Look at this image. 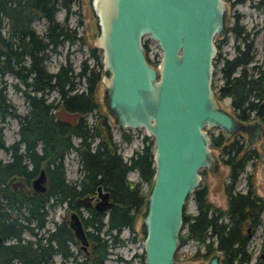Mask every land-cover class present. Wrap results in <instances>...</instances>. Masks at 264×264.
I'll list each match as a JSON object with an SVG mask.
<instances>
[{
	"label": "trees",
	"instance_id": "1",
	"mask_svg": "<svg viewBox=\"0 0 264 264\" xmlns=\"http://www.w3.org/2000/svg\"><path fill=\"white\" fill-rule=\"evenodd\" d=\"M73 1L75 0H58L64 9V20L69 13L74 12L70 8ZM253 6L264 10V0H255ZM53 10L54 8H49L43 11L47 18V28L43 34L39 35L31 30L29 36L32 41L26 39L21 45L22 51L29 56L27 65L8 67L26 87L22 95L27 103V110L21 115L15 112L13 104L0 88V149L7 151L9 158H33L36 168L42 165L48 177L47 186L52 188L54 197L62 196L63 190L69 195H84L94 192L97 185L108 191L113 205L106 212L83 206L82 221L89 246L84 258L79 262L104 264L109 248L122 241L118 237L120 229L126 227L130 233H134L136 216L145 202L146 192L143 191L142 183L150 185L151 182L153 140L144 135L147 142L139 149H133L131 155L124 159L117 151L115 142L111 141L109 133H106V138L103 139L96 124L94 122L89 124L82 117L92 111L104 117L95 93L102 72L99 50L89 46L92 62L87 61L86 57L81 58L77 70H74L72 62L66 57L56 70L48 71L44 63V58L47 57L45 49L54 51L64 41L83 42V37L76 33L75 27H68L64 22L60 23L53 19ZM225 32L233 36V53L226 56L220 50V43L225 36L215 38L217 50L212 60L214 94L218 99L230 96V106L237 119L257 117L262 124L264 136V104L259 105L264 94V61L253 62L255 52L250 42L243 40L244 26L239 22L238 14L235 13L232 22L224 26L223 33ZM31 42L34 43V48L30 47ZM143 46L146 52V44ZM146 57L150 63L156 61L147 55ZM215 77L220 80L219 83L215 81ZM13 87L19 88L18 83L14 82ZM49 90L56 92L50 99L45 95ZM59 105L67 110H77L81 116L74 124L61 122L53 115V110ZM8 115L18 120L17 138L5 144L2 139V121ZM120 134L121 141H130L129 131L122 130ZM95 136L97 140L93 143ZM210 146L219 148L221 162L228 167L229 182L223 187L226 205L222 208L208 202L204 187L197 184L186 197L182 207L179 244L188 240L195 243L192 258L201 257L206 260L215 250H220V264H264V240L261 241L255 260L249 263L251 253L247 249V238L244 234L246 226L255 229L260 225L264 197L255 192L250 173L246 174L245 191L233 189L234 182L256 152L254 150L241 152L242 142L236 137L225 142L219 130L216 133L210 132ZM71 149L76 154L79 174L76 178L68 180L65 177L63 158ZM9 167L12 166L0 167V182L4 180ZM128 170H135L139 179L135 181L127 178ZM202 171L203 168L199 173ZM189 198L194 203L195 213L185 212ZM22 217L25 218L26 225L20 223L13 227L12 222L3 221L0 223V233L19 235L23 228L29 229L26 227L28 223H34L39 227L44 219V213L40 206L32 209L27 204ZM56 233L57 231L53 230L50 235L55 237ZM70 233L59 231L64 238L69 237ZM131 239H134V236ZM200 246L203 250H200ZM38 249L22 244L17 250L20 254L29 255L30 250ZM133 256H138L139 264H144L143 251ZM178 256L179 254L175 252L174 259L176 260ZM25 261L38 262L36 258L32 260L27 258ZM19 263L23 264L20 258Z\"/></svg>",
	"mask_w": 264,
	"mask_h": 264
},
{
	"label": "water",
	"instance_id": "2",
	"mask_svg": "<svg viewBox=\"0 0 264 264\" xmlns=\"http://www.w3.org/2000/svg\"><path fill=\"white\" fill-rule=\"evenodd\" d=\"M88 5L95 26L92 44L100 50L105 111L116 128H141L153 139V172L139 224L144 264H176L185 199L197 185L200 169L218 168L211 129L226 139L238 130L246 132V146L259 135L258 121L237 119L219 105L212 87L225 0H88ZM143 35L160 50L155 65L146 57ZM221 102L228 104L230 96ZM53 115L74 124L81 113L59 105ZM101 119L95 124L105 139ZM43 181L41 168L31 185L43 190ZM95 192L93 207L106 212L113 201L100 185ZM90 198L79 199L88 204ZM69 226L84 248L85 228L74 211ZM219 258L220 250H215L200 264H220Z\"/></svg>",
	"mask_w": 264,
	"mask_h": 264
},
{
	"label": "rangeland",
	"instance_id": "3",
	"mask_svg": "<svg viewBox=\"0 0 264 264\" xmlns=\"http://www.w3.org/2000/svg\"><path fill=\"white\" fill-rule=\"evenodd\" d=\"M255 0H243L241 2H231V0H225V19L224 24L228 26L233 18L235 12H241V16L239 17V22L245 24V27L249 30L250 36L253 37V47L255 51L253 62L258 63L264 61V29L261 24L264 23V11L256 8L252 5V2ZM71 10L74 12L69 13L66 22L68 27H75L76 33L83 37V42H79L75 40L72 43L68 41H64L59 44L54 51H47V58L45 59V67L48 71H54L57 69L58 65L65 61V58L68 57L72 62L74 70L78 69L79 61L81 58L86 57L87 61L92 62V58L89 56V46H93V34L95 32L94 26V18L91 15V11L88 5V0H75L71 6ZM55 19L59 22L63 19V11L60 8L56 12ZM79 21V23H78ZM35 32L38 34H42L45 21L43 19H38L33 22L32 25ZM225 36V41L220 43L221 52L230 56L233 53V36L227 32L221 35H218L217 38H222ZM142 42L146 44L147 50L146 55L151 60H156L160 56V50L156 44V41L148 37L147 35H143ZM99 50V49H98ZM100 54V50L98 51ZM155 62L151 63L155 65ZM252 62V63H253ZM218 75V73L216 74ZM17 82L20 86L21 84L18 82L17 77L15 78L11 74L5 75V81L1 82L5 84L4 92L8 98V100L13 104L15 112L17 113H25L27 110V103L23 99L20 94V90L13 87V83ZM215 81L219 83V79L215 77ZM214 89V88H213ZM103 92V84L99 80L96 85V98L100 102V112L106 114L105 123L109 127V131L111 134V139L115 142L117 146V151L121 153L123 158H126L129 154H131L133 149H138L142 145L141 135L143 134V130L140 128H129L128 130L132 134V138L130 142L125 143L119 141V130L115 128L112 118L105 111L104 105L101 101ZM48 99L52 98V96L56 95L54 90H49L46 94ZM218 103L220 106L228 110L229 112H233L230 104H222L221 100L218 99ZM87 122L94 121L97 118L101 117L95 111L86 113L84 116ZM101 125H103V117H101ZM17 118L13 116H6L2 121V136L5 144L10 143L17 137L16 129H17ZM211 131L213 133L217 132V129L212 128ZM239 137L242 140H245L244 133H238ZM74 141L76 138H73ZM95 141L97 140V136H95ZM251 147L255 148L258 156L250 159L245 167L244 171L239 174V179L236 183L237 188H245V180L246 174H251V179L255 188V192L259 195L264 196V137L260 136V138L256 139ZM213 153L218 157V168L214 171H209L206 168L203 169L200 174L199 184L206 185V198L212 204L224 207L225 206V194L223 192V186L225 181L227 180V166L221 162L220 152L218 147H212ZM0 158H8V152L4 150H0ZM64 172L65 177L68 180L76 178L78 176V162L73 150H69L66 152L64 156ZM127 178L131 180H137L138 175L135 170H128L126 172ZM142 188L144 192H147L149 188L148 183H142ZM144 207V206H143ZM140 213L137 214L135 223H134V233H130V231L123 227L120 229L118 233V237L122 240L117 243V245L111 246L109 248V253L104 260V264H139V257L133 256V254L139 255L142 251V246L140 243ZM61 210L57 209L55 212L60 214ZM185 212L194 213L195 207L192 199H188ZM261 223L258 225L255 230L251 233L250 239L248 240L247 249L250 251L251 256L249 259V263H252L261 246V241L264 240V210L261 213ZM134 236V239L131 237ZM73 248V246H72ZM195 249V243L193 241H184L178 245L176 252L179 254L178 258L175 260L176 264H187V263H195L200 264L205 262L201 257L192 258V253ZM200 250H203V247L200 246ZM68 262V261H67ZM66 262V264H67ZM238 264V263H235ZM245 264V263H241Z\"/></svg>",
	"mask_w": 264,
	"mask_h": 264
},
{
	"label": "flooded vegetation",
	"instance_id": "4",
	"mask_svg": "<svg viewBox=\"0 0 264 264\" xmlns=\"http://www.w3.org/2000/svg\"><path fill=\"white\" fill-rule=\"evenodd\" d=\"M254 2H252V5L254 4ZM22 8H24V10H22ZM49 8H54L52 16H53V19L56 21H58L57 19H55L56 12L57 10L61 8L63 11V19L62 21H60V23L64 22L66 24V22L64 21V9L58 3V0H0V88H2L3 90L5 88V84L1 82L5 81V75L11 74L15 77L14 73L11 70H9L8 67L18 66L20 64L27 65V63L29 62V56L25 52L22 51L21 45L22 43H24L26 39H29L32 41V38L29 36V34L32 31L34 33H37L32 27L34 21L38 19H43L45 21V27H44L43 32L45 31V29L47 28V18L44 15L43 11ZM235 13L238 14V17H240L242 14L241 12H235ZM242 24L244 26V34L242 35L243 40L244 42L249 41L251 46H253V37L250 36V32L245 27V24L244 23ZM261 26L263 28L264 23H262ZM223 41H225V39ZM30 47L32 48L35 47L33 42L30 43ZM44 51L47 52L48 50L45 49ZM46 58L47 57L45 56L44 61ZM18 82L21 85L19 86V88H16V89L20 90V94L23 97L22 91H24L26 87L19 79H18ZM216 99L218 100L217 97ZM221 99L222 98H220V100ZM263 99H264V94L262 95V98L260 99L259 105L264 104ZM228 104H230V102ZM232 114L235 116L234 112H232ZM80 116H78V118ZM105 118H106V114H104V117H103V123H104L102 125L103 131L105 134L109 133V135L111 136L109 127L104 121ZM254 120L258 121V123L260 124L259 135L254 140H252L247 146L245 145L246 138H247L246 132L238 130L234 132L227 139L223 136L222 133L221 134L225 142L230 140L232 137L238 138L242 142L241 152H244L247 150H254L256 152L254 157H256L258 156V153L255 148L251 147V145L256 139L260 138V136H263L262 124L259 121V119L255 116H250L248 119L241 120V121L248 122V121H254ZM88 123L91 124L92 121ZM17 128H18V120H17ZM128 129L129 128H123L121 130L118 129L119 138H120L119 141H121L120 132L122 130L129 131ZM238 133L240 134L244 133L245 140L244 139L242 140V138L239 137ZM16 134H17V129H16ZM130 135L132 138L131 132H130ZM144 135L146 134L143 131V134L140 137L142 141V145L143 143L147 142V140L144 139ZM2 139H3V136H2ZM111 141L114 142L112 139ZM94 142L95 140L93 141V143ZM125 143H128V142H125ZM19 149H21V143H19ZM0 150H3V149H0ZM130 155L131 154H129L128 156ZM128 156L126 158H128ZM32 160L33 158H9V153H8V158H0V167L1 166L4 167L6 165L12 166V167H9L8 170H6L5 178L2 182H0V223L3 221L8 223V221H10L14 224L13 227H15L17 224H20V223L26 225V220L24 217H22V214L25 213L27 204L32 209H37L38 206H40L41 210L44 213V219L39 227H36L34 223H28L26 227H28L29 229L23 228L22 233H20L19 235L11 234V233H7V234L0 233V264H10V263L18 264L19 258L23 264H66L67 261H68L67 264H79V262L84 258V255L87 253L89 241L87 239V243L84 248L81 246L79 240L73 235L72 229L69 226V214L71 211L76 212V214L79 216L80 221L83 225V221H82V216L84 214L83 206L87 205V206L93 207V203H95V201L97 200V196L95 194L96 192L94 191V192H90V193L79 196V195H73V194L69 195L68 192H65L63 190L62 192L63 195L61 194L62 196L54 197L52 195L53 192L51 191L52 188L47 186L48 177H47L45 170L43 169V166L39 165L36 168ZM41 168L44 171V181H43L44 189L43 190L35 189L31 185L32 179L38 175L39 170ZM201 173L202 172H200L199 174ZM226 176H227V180L225 181L224 185L229 182L228 181L229 180L228 167H227ZM238 179L234 182L233 189L243 192L246 190V182H245V188L243 189L237 188L235 186H236ZM19 182H21V184H18ZM197 184H199V182ZM199 185L204 187L205 196H206V193H207L206 185L202 183H200ZM85 196H91V198L89 199L90 202L88 204L83 203V201L79 199ZM108 199H111L109 196V193H108ZM207 201L210 202L209 200ZM225 205H226V195H225ZM57 209H60L61 212L60 214L56 213V216H55V212ZM97 211H100V210H97ZM53 230L57 231L56 233L57 235L55 237L50 235L51 231ZM61 230H64L67 232L70 231L71 235L67 238H64L63 235L59 234V231ZM254 230H255L254 228L252 229L248 226L244 228V231H245L244 234H245V237L247 238V244H248V240L250 239V235ZM22 244L30 245L31 247H34V248L38 247L39 249L36 251L30 250L29 252L31 254L29 255L20 254V251H18L17 249L19 247H22ZM12 249H16L15 252H17V255H15V252L11 251ZM27 258L31 260L36 258L38 262L36 263L32 261L26 262L25 259Z\"/></svg>",
	"mask_w": 264,
	"mask_h": 264
}]
</instances>
